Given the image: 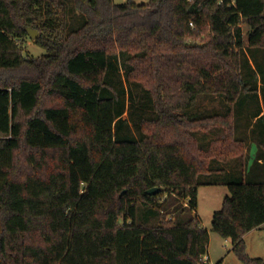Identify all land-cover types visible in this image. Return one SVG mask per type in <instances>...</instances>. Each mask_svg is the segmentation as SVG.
<instances>
[{"label":"trees","instance_id":"16d2710c","mask_svg":"<svg viewBox=\"0 0 264 264\" xmlns=\"http://www.w3.org/2000/svg\"><path fill=\"white\" fill-rule=\"evenodd\" d=\"M258 99L247 154L234 107ZM263 111L264 0H0V264H203L201 186L228 188L212 231L264 264L244 242L264 226ZM23 149L57 165L22 178Z\"/></svg>","mask_w":264,"mask_h":264},{"label":"rangeland","instance_id":"374dc122","mask_svg":"<svg viewBox=\"0 0 264 264\" xmlns=\"http://www.w3.org/2000/svg\"><path fill=\"white\" fill-rule=\"evenodd\" d=\"M71 1V0H70ZM130 0H114L117 5L125 4ZM137 4L144 5L148 4L150 0H133ZM75 12V11H74ZM79 17V21L82 20V16L75 12ZM81 23L76 20V24L70 23L67 27V32L76 30L80 27ZM245 33L248 31V27L246 24L242 25ZM24 52L27 56H30L35 59H40L46 55V51L35 44V41L28 38L26 42L23 44ZM257 58L260 60L262 58L261 53L257 54ZM260 78V73H258ZM261 97V95H259ZM42 105L45 107L50 103L57 102V98H51L50 96L43 97ZM262 100V98H261ZM261 100H255L253 102H248L246 108L243 107H234V111L236 113L234 120L236 119L239 125V129L237 131V138L240 140H244L247 154L249 150V146L251 141L253 142L252 134L249 130H246L247 124L250 126L249 115L251 113H257L259 109L262 108ZM199 106L201 109L208 108L209 105L206 100L199 97ZM219 106V102L217 100L214 101L213 107ZM248 114V116H247ZM239 119V121H238ZM254 122V121H253ZM255 132L253 137L255 138L254 145L251 147L252 159L250 160V164L255 161V153H262L263 155L264 148L261 150H257L255 143L261 144L264 142V120L259 122L255 127ZM179 137H182L179 135ZM214 138V137H213ZM212 138V139H213ZM210 134L207 139H205L206 143L209 144ZM173 140V139H172ZM216 140V139H215ZM221 140V139H220ZM213 145V144H212ZM220 147L219 144H214ZM203 146V145H202ZM209 146V145H208ZM210 149V148H207ZM253 151V152H252ZM246 154V157H247ZM212 155V154H211ZM209 155H206L207 162L209 160ZM29 156H33L34 161L31 162L28 158ZM59 155L52 157V155L45 156V158L35 152H31L29 150H21L19 151L20 162L16 164V171H18V176L24 177L25 175H35V174H45L51 170H54L57 165L56 161ZM264 158V157H263ZM256 172V171H254ZM257 173V172H256ZM215 175L211 179H216ZM226 197H231L228 188L223 186H201L198 189V208H197V218L199 219L203 228L208 230L210 235V245L208 249V254L204 257L206 259V264H244L233 252V246L230 240H225L217 233L212 231V219L213 215L216 212H219L223 208V203ZM244 242L246 247V254L248 257L252 259H262L264 260V226L261 229H255L244 235Z\"/></svg>","mask_w":264,"mask_h":264},{"label":"water","instance_id":"95a60500","mask_svg":"<svg viewBox=\"0 0 264 264\" xmlns=\"http://www.w3.org/2000/svg\"><path fill=\"white\" fill-rule=\"evenodd\" d=\"M27 33L29 35V38L33 41H36V39L39 37V32L32 29V28H27ZM160 192V189L159 188H154L150 191L147 192L148 195L150 196H154L156 194H158Z\"/></svg>","mask_w":264,"mask_h":264},{"label":"crops","instance_id":"0c3cea01","mask_svg":"<svg viewBox=\"0 0 264 264\" xmlns=\"http://www.w3.org/2000/svg\"><path fill=\"white\" fill-rule=\"evenodd\" d=\"M252 63V62H251ZM264 115V111L260 114V116L258 118H255L253 121L256 122L261 116ZM253 152V151H252Z\"/></svg>","mask_w":264,"mask_h":264},{"label":"built area","instance_id":"2783aa9c","mask_svg":"<svg viewBox=\"0 0 264 264\" xmlns=\"http://www.w3.org/2000/svg\"><path fill=\"white\" fill-rule=\"evenodd\" d=\"M201 261L203 262V264L207 263L206 259H204V258Z\"/></svg>","mask_w":264,"mask_h":264}]
</instances>
